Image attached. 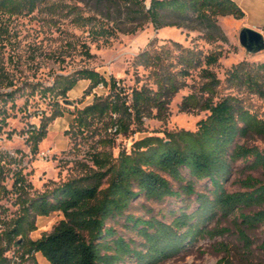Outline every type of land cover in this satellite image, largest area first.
I'll list each match as a JSON object with an SVG mask.
<instances>
[{"label":"rangeland","instance_id":"374dc122","mask_svg":"<svg viewBox=\"0 0 264 264\" xmlns=\"http://www.w3.org/2000/svg\"><path fill=\"white\" fill-rule=\"evenodd\" d=\"M150 1L145 0L147 7ZM125 12L126 6L116 0H45L30 13L0 12V163L4 168L2 184L7 188L0 194V218L4 220L0 232L20 214L21 202L26 197L38 196L70 178L97 169L94 155L110 162L120 152H130L133 142L144 136L165 137L171 131L196 130L198 121L209 111L183 110L180 106L190 93L207 97L202 91L206 79L201 71L207 67L205 54H219L218 61L208 66L219 80L213 100L236 96L243 106L264 119V97L242 80L251 75L264 82V49L249 52L240 44L242 24L238 18L218 16L220 29L213 33L197 20L191 21L190 26L160 28L148 21L134 30ZM188 55L196 65L189 68L188 74H178L181 88L162 115L156 107L147 108L140 122L134 111L121 112L116 118L123 115L129 127L120 131L115 130L109 115L88 116L84 124L75 119L78 110L92 103L95 95L107 96L112 91L102 84L90 89L91 81L81 77L82 70L93 69L107 79H116L122 97L129 103L134 89L157 90L156 75L179 72ZM71 79L76 80L75 84L63 93ZM44 122L46 135L35 146L32 131L39 130ZM248 142L263 146L257 136H251ZM244 164L241 160L233 164L224 183L228 191L242 190L237 180L246 174L260 176V170L245 171ZM17 176L26 184L21 190L13 185ZM206 186L211 187L207 179L197 181L195 188L203 192L207 191ZM197 205L195 195L157 201L140 194L124 215L109 224L126 240L138 243L141 238L124 224L125 214L144 218L154 215L170 222L181 210L192 212ZM62 217L60 211L36 216V228L28 237L35 239L50 232ZM206 225L227 227L228 231L199 236L159 264H216L224 255L231 264H264L263 226L248 231L252 245L245 249L232 215L210 218ZM23 242L22 237L17 238L5 252L10 264H32L31 258L21 256ZM222 244L228 249L223 250ZM33 257L38 264H52L40 252ZM119 264H136V259L129 255Z\"/></svg>","mask_w":264,"mask_h":264},{"label":"trees","instance_id":"16d2710c","mask_svg":"<svg viewBox=\"0 0 264 264\" xmlns=\"http://www.w3.org/2000/svg\"><path fill=\"white\" fill-rule=\"evenodd\" d=\"M44 1L0 0V12L10 15L30 13ZM116 1L126 6L125 13L134 30L148 21L160 28L190 26L191 21L197 20L213 33L214 29H220L218 16L232 15L238 19L244 16L234 0H151L148 7L145 0ZM218 59L216 52L204 56L207 67L201 70L206 79L202 91L207 97L190 93L181 102L183 110L200 108L209 111L198 121L196 130L171 131L165 137L144 136L133 142L130 152L124 150L110 162L94 155L97 169L70 178L38 196L23 199L20 214L7 222L0 232V264H10L5 252L20 237L24 241L21 256L31 258L32 264H38L33 257L35 252H40L52 264H119L129 255L136 259V264H159L178 254L199 236L227 232V227L208 228L206 222L216 216L227 218L231 215L243 247L251 249L248 231L264 227V119L243 106L236 96L213 100L219 80L208 66ZM183 61L185 64L179 72L156 75L157 90L134 89L129 103L122 97L116 79H107L93 69L82 70L81 77L91 81L90 89L102 84L112 91L107 96L95 95L92 103L78 110L75 119L84 124L88 116L109 115L115 130L120 131L129 127L123 115L116 118L121 112L130 114L134 111L140 122L142 112L147 108L156 107L162 115L181 88L178 74L186 75L189 68L196 65L190 55ZM242 80L249 82L255 92L264 97V82L251 75ZM68 81L63 93L76 82L74 79ZM46 128L44 122L39 130L32 131L35 146L46 135ZM251 136L259 137L263 146L249 144ZM241 138L244 141L239 142ZM238 160L245 163V171L260 170V176L246 174L237 180L242 190L228 191L224 183ZM3 173L0 163V194L7 189L2 184ZM205 179L211 187L206 186L207 191L198 192L196 182ZM13 185L21 190L26 184L17 176ZM140 194L157 201L170 196L195 195L198 205L192 212L181 210L170 222L154 215L144 218L125 214L124 224L141 238L136 243L134 239L126 240L118 234L109 222L124 215L132 200ZM54 211L62 212L63 217L53 229L38 238H29V232L36 228L35 217ZM2 223L4 220L0 218ZM221 248L228 249L223 244ZM216 264H231V261L224 255Z\"/></svg>","mask_w":264,"mask_h":264},{"label":"crops","instance_id":"0c3cea01","mask_svg":"<svg viewBox=\"0 0 264 264\" xmlns=\"http://www.w3.org/2000/svg\"><path fill=\"white\" fill-rule=\"evenodd\" d=\"M234 1L244 12V16L239 18L242 27L249 26L264 32V0Z\"/></svg>","mask_w":264,"mask_h":264},{"label":"water","instance_id":"95a60500","mask_svg":"<svg viewBox=\"0 0 264 264\" xmlns=\"http://www.w3.org/2000/svg\"><path fill=\"white\" fill-rule=\"evenodd\" d=\"M240 44L249 52L264 49V32L249 26H243L239 33Z\"/></svg>","mask_w":264,"mask_h":264}]
</instances>
